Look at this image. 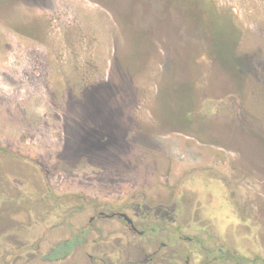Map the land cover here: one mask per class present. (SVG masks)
<instances>
[{
    "label": "rangeland",
    "instance_id": "374dc122",
    "mask_svg": "<svg viewBox=\"0 0 264 264\" xmlns=\"http://www.w3.org/2000/svg\"><path fill=\"white\" fill-rule=\"evenodd\" d=\"M207 1L0 0V264H129L106 216L172 191L203 257L264 264V0Z\"/></svg>",
    "mask_w": 264,
    "mask_h": 264
},
{
    "label": "flooded vegetation",
    "instance_id": "af4514ba",
    "mask_svg": "<svg viewBox=\"0 0 264 264\" xmlns=\"http://www.w3.org/2000/svg\"><path fill=\"white\" fill-rule=\"evenodd\" d=\"M231 192L234 193L232 194ZM231 192H221L216 196L210 191L209 193L211 194L209 197L212 199V203L215 201L219 208H223V205L227 204L229 208L237 210L235 213L244 211V208L247 209L248 207L241 205L244 202L242 196L243 192L237 190ZM176 193L177 191H172L171 195L168 197L171 201L168 203L158 201L157 197H151V199L148 200L146 194H144V199H141V201L140 199L129 201L122 207L115 208L106 216L108 219H117L113 224L124 231L125 235L131 240L129 243V250L133 252V259L129 264H230L231 253L224 245L211 247L214 253L210 255L212 250H209L210 252L204 253L206 255L203 257L202 248L205 249L207 246L204 244V240L201 239L202 236L188 237L185 235L184 226L186 222L183 218L181 221L176 217V212L180 209L177 200V197L180 195ZM245 198L248 200V195H245ZM260 198L261 196L258 193L256 195V202H258ZM105 215L106 213L100 212L98 216ZM247 217L250 216L247 215ZM95 218L96 217L91 218V225ZM258 221L260 220L254 222L258 223ZM195 228L202 231L206 229V227L200 228L196 226ZM87 230L88 229L81 231V237L64 240H75L76 245L65 258L52 260V262L66 261L78 248L81 249L86 242L84 236L87 235ZM258 240L260 245L264 246L260 237ZM182 241L195 242L197 251L195 256L201 259L195 261L196 257L193 259L191 254L186 255V253L183 252V245L180 244ZM94 242H96V240H94ZM58 243L52 245V248L56 247ZM95 249L102 254L96 257L93 254L87 253L85 256L86 260L89 261L90 264H97V262L107 263L104 257L107 255L108 251L103 250L100 246H97ZM211 256L212 259H210Z\"/></svg>",
    "mask_w": 264,
    "mask_h": 264
},
{
    "label": "trees",
    "instance_id": "16d2710c",
    "mask_svg": "<svg viewBox=\"0 0 264 264\" xmlns=\"http://www.w3.org/2000/svg\"><path fill=\"white\" fill-rule=\"evenodd\" d=\"M205 3H208V5L213 8V3L207 0H202ZM214 9V8H213ZM76 245V241H61L58 243V245L51 249L49 253L45 255V258L49 261L52 260H59L62 258H65L67 255L70 254L72 248Z\"/></svg>",
    "mask_w": 264,
    "mask_h": 264
}]
</instances>
